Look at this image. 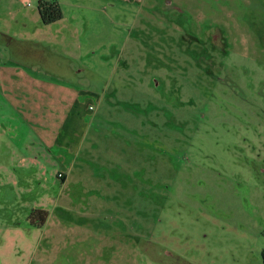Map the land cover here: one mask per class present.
Wrapping results in <instances>:
<instances>
[{
	"label": "rangeland",
	"instance_id": "rangeland-1",
	"mask_svg": "<svg viewBox=\"0 0 264 264\" xmlns=\"http://www.w3.org/2000/svg\"><path fill=\"white\" fill-rule=\"evenodd\" d=\"M0 264H264V0H0Z\"/></svg>",
	"mask_w": 264,
	"mask_h": 264
},
{
	"label": "crops",
	"instance_id": "crops-1",
	"mask_svg": "<svg viewBox=\"0 0 264 264\" xmlns=\"http://www.w3.org/2000/svg\"><path fill=\"white\" fill-rule=\"evenodd\" d=\"M32 77H35V76H32ZM32 77H28L27 79V82L34 85V86H37V88L41 91H42V95L47 97L46 99L48 100H55L58 98V92H59V88L57 87V85L55 84H50L49 82L47 81H44L42 80L41 78H32ZM46 78V77H45ZM13 84V83H12ZM12 88L10 87V90ZM60 90H63V89H60ZM41 97V96H40ZM9 99H11L9 97ZM3 113H5L4 115L5 116H8V120H9V125H13L14 127H24V122L21 120L20 122L17 120H15V117L13 118L12 116L14 115L13 112L10 110V107L6 104L5 105V109L3 111ZM20 127V128H21ZM51 164H54V169L52 168L51 166V170H54V174L53 175H49V179L51 181L52 184H55L57 183L55 181V179L59 180L60 181V189H64L65 188V185L67 184V181H68V178H69V174H68V170L70 171V167L67 168V173H63L61 172V170H59L58 168H56L57 166V163L55 164L54 162H50V165ZM58 175L61 176V178H58ZM51 176V177H50Z\"/></svg>",
	"mask_w": 264,
	"mask_h": 264
},
{
	"label": "trees",
	"instance_id": "trees-1",
	"mask_svg": "<svg viewBox=\"0 0 264 264\" xmlns=\"http://www.w3.org/2000/svg\"><path fill=\"white\" fill-rule=\"evenodd\" d=\"M40 23L43 26H48L62 20V12L57 2L39 3L37 7ZM37 219V220H36ZM47 219V214L43 211H32L29 221L35 223L38 227L44 225ZM36 220V221H33Z\"/></svg>",
	"mask_w": 264,
	"mask_h": 264
},
{
	"label": "built area",
	"instance_id": "built-area-1",
	"mask_svg": "<svg viewBox=\"0 0 264 264\" xmlns=\"http://www.w3.org/2000/svg\"><path fill=\"white\" fill-rule=\"evenodd\" d=\"M91 109V108H90ZM58 178H61V176L60 175H58Z\"/></svg>",
	"mask_w": 264,
	"mask_h": 264
}]
</instances>
